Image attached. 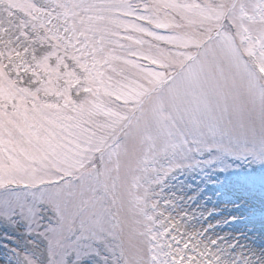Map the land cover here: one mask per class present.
Segmentation results:
<instances>
[{
  "label": "snow or ice",
  "instance_id": "snow-or-ice-1",
  "mask_svg": "<svg viewBox=\"0 0 264 264\" xmlns=\"http://www.w3.org/2000/svg\"><path fill=\"white\" fill-rule=\"evenodd\" d=\"M0 11V222L27 237L0 264H225L163 189L194 153L264 157V0Z\"/></svg>",
  "mask_w": 264,
  "mask_h": 264
},
{
  "label": "rangeland",
  "instance_id": "rangeland-1",
  "mask_svg": "<svg viewBox=\"0 0 264 264\" xmlns=\"http://www.w3.org/2000/svg\"><path fill=\"white\" fill-rule=\"evenodd\" d=\"M7 18L0 11V19ZM193 157L199 163L167 180L163 191L172 200L168 211L202 244L216 239L225 264H264V157L208 150ZM26 239L22 226L0 222V257L25 247Z\"/></svg>",
  "mask_w": 264,
  "mask_h": 264
}]
</instances>
